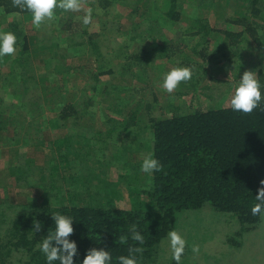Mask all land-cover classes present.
I'll list each match as a JSON object with an SVG mask.
<instances>
[{
  "label": "trees",
  "instance_id": "trees-1",
  "mask_svg": "<svg viewBox=\"0 0 264 264\" xmlns=\"http://www.w3.org/2000/svg\"><path fill=\"white\" fill-rule=\"evenodd\" d=\"M185 1L195 3L197 9L205 8V16L199 17L192 12L186 15L182 12ZM102 6L106 11L113 6V0H102ZM209 13L221 26L216 23L214 26L210 25ZM11 14H18L26 21L31 18L30 13L14 8L11 0H0V23L2 17L6 18ZM142 15V29L133 35L127 34V38L115 46H110L101 33L92 34L89 31L81 34L80 30L73 28L71 21L61 20L62 30H66V37L71 41L69 46L77 47V51L71 54L86 59V64L91 62L92 71L87 74L88 82L85 86L75 83L67 85L68 78L65 74L70 70H86V65L69 64L66 69L65 63H61L63 56L56 58L52 71L46 64H31L34 53L42 51L45 47L43 45L49 40L48 33L43 34L45 38L36 35L37 33L28 34L29 31L23 25L29 22L7 21L1 29L16 33L18 50L14 57L0 60V64L16 69L20 67L22 70L7 71L9 92L13 96L11 101L15 100L18 106H12V109L5 100H0V135L14 117L43 108V99L51 111L59 112L55 116L60 122H69L72 116L79 119L82 114L94 116L95 113L99 114L96 116L99 123L116 122V119L110 118L107 121L102 117L109 110L115 115L131 119V126L141 124L155 108L153 101L147 99L148 92L154 88L151 81L155 80V68L167 69L168 65L163 64L162 58L171 59L176 66L182 65V57L176 54L172 42L163 32L162 27L167 25L176 23L178 27L181 21L188 20L185 29L190 30L188 36L196 37L197 42L191 47L182 46L178 53L187 51L189 55L185 57L189 59L198 56H202L201 59L217 57V52L210 53L208 41L203 42L204 37H207L206 41L212 35L217 41H229V48L247 40L252 44L251 48L258 49L257 45L264 42L261 36L264 33V0H146ZM72 16L70 15V20ZM232 27L240 29L236 32ZM139 40L150 44L140 46L142 44ZM79 45L85 46L78 48ZM224 47L226 46L221 48ZM156 59H161L159 66L155 64ZM43 70L48 71L46 75L41 74ZM126 70L132 76L127 78ZM139 70L149 71L146 76H140ZM257 75L264 83V70H259ZM53 76L54 81L50 80L49 84L59 85L56 92L59 91L52 97L44 96L49 88L46 87L45 92L39 95L38 84L48 82ZM103 77L107 78L102 82ZM143 78L146 83L142 82ZM128 79L130 81L126 83ZM140 79L143 84L138 97L133 91L136 89L135 82ZM104 103H109L107 108ZM215 105L198 107L189 112H174L158 119L150 116V121L155 119L152 125L154 155L163 169L153 176V188L144 198L148 202L141 201L139 206L134 203L127 207H101L87 204L83 198L79 202L67 200L68 195L63 193L70 174L64 169L68 164L66 159L60 162L63 164V173L55 168H42L34 158H26L29 161L14 166L15 169L7 168L2 171L0 184L7 187L6 192L14 191L13 186L17 184L27 189L28 199L14 201L11 200V194H2L0 264H45L37 244L47 235L48 229L53 227L52 214L56 212L74 218L71 239L77 242L81 260L87 249L103 247L111 251L113 264H116L119 256L127 255L130 247L135 246L143 249V253L139 254L140 264L155 262L160 242L172 230L177 215L182 210L209 207L230 213L246 225L257 224L261 217L252 216L250 209L256 203L255 196L262 187L260 181L264 180V102L249 114L234 112L229 103L219 107ZM94 108L96 112H93ZM48 156H51L50 153H47ZM30 162L34 166V175L49 178L41 185L31 183V188L36 185L35 192L27 188L31 173L26 166ZM59 174H62L60 181L52 182L54 179L58 180ZM31 194H35V201L30 200ZM35 220L42 223V228L33 233ZM133 225L142 230L145 240L143 245H137L131 239L130 229Z\"/></svg>",
  "mask_w": 264,
  "mask_h": 264
},
{
  "label": "rangeland",
  "instance_id": "rangeland-1",
  "mask_svg": "<svg viewBox=\"0 0 264 264\" xmlns=\"http://www.w3.org/2000/svg\"><path fill=\"white\" fill-rule=\"evenodd\" d=\"M145 5L146 0L140 2L137 0H124V2L123 0L119 2L113 0V6L105 11L102 0H86V6H91L94 10L93 23L89 26H84L80 22L79 17L83 13H64L62 10H57V18L42 25L39 29L33 28L30 23L31 18L30 21H26L18 14H11L6 18L2 17L0 29L11 21L14 23L29 22L27 25H23L25 30L29 31L28 34L35 35L37 33L36 35L43 36V34L48 33L47 38L49 40L46 41L45 45L42 44L45 46L42 51L39 50L36 54L34 53L33 61L31 62L30 59L31 64H46L52 71L56 58L63 56L61 63H65L66 69L70 66L69 64L79 65L81 63L86 65V70H70L69 73L65 74L68 78L67 85L75 83L79 86H85L88 82L87 74L92 71L90 70L92 69L91 62L86 64V59H82L77 54H71L77 51V47L69 46L71 41L66 37V30H62L61 20L71 21L73 28L80 30L79 33L81 34L85 32L87 34L89 31L92 34L101 33L102 37L108 40L110 46H115L127 38V34L133 35L142 29L144 25L141 23L144 19L142 13L145 10ZM205 11V8L197 9L195 3H186L185 1L182 12L186 15H190L189 13L192 12L201 17L200 15H204ZM70 15H73L71 20ZM209 18L211 26H214V23L221 26L219 22H215L211 13H209ZM187 24L188 20L181 21L180 28L175 23L162 27V29L167 39L172 42L176 54L182 57L181 66L193 68L192 79L182 83L171 94L165 92L161 87L163 76L176 65L171 62V59L162 58L163 64L168 65V67L166 70L155 68V80L151 81L154 88L148 92L149 98H147L149 101H153L155 108L153 113L147 115L141 124L135 127L131 126V119L115 115L109 110L102 117L106 118L107 121L110 118L116 119V122L99 123L97 118L99 114L97 113L94 116L82 114L79 119L72 116L69 118V122H66L68 120H61L62 122H60V120H56L55 116L59 112L51 111L43 99L41 101L43 108L33 109L35 111L14 117L1 133L0 173H3L7 168L15 169L14 166L28 162L29 160L26 158H34L33 160L42 168L47 170L55 168L63 173V164L61 165L60 162L62 163L66 159L68 164L64 169L70 174L69 182L67 181V187L63 193L68 195L66 196L67 200L79 202L80 198H83L87 204L101 207H127L130 204L134 205V203L139 206L141 201L147 203L148 199L144 201V198L153 188V176L144 174L140 165L146 154L154 153L152 125L155 119L150 121V116L158 119L174 112H189L198 107H209L215 104L218 107L221 104L228 105L231 86L238 81L244 71L255 70L258 72L261 69L264 70V42L257 45L258 49L251 48L250 45L252 44L247 40L236 47L229 48L231 46L229 41H217V38L212 35L210 40L205 41L207 37H204L203 42L208 41L210 53L217 52L216 58L201 59L202 56L199 57L198 55L196 58H186L185 56L189 55L187 51L178 53L182 50L181 47H191L197 42L196 37L188 36L190 30L186 31ZM232 28L236 32L240 29L238 27ZM43 37L45 38V36ZM139 43L142 44L140 46H149L148 44H150L143 40H139ZM48 44L52 46L46 47ZM224 45L226 47L221 48ZM84 46L79 45L78 48ZM36 55L38 58H35ZM155 64L159 66L161 59L160 61L156 59ZM150 66L152 65L150 64ZM8 70L18 72L22 69L0 64V100H5L8 107L13 109L12 106H18V103L15 100L11 101L13 96L9 92ZM148 71L139 70V74L146 76ZM47 72L43 70L41 74L46 75ZM126 72L127 78L132 76L129 70ZM105 78L107 77L101 78L102 82ZM144 79L135 82L136 89L133 93L138 97H140L139 90L143 84L140 81L145 82ZM49 81H54V76L48 82L38 84L39 95L43 94V91L45 92L46 87L49 88L44 96L52 97L59 91L56 92L59 85H50ZM129 81L128 79L126 83ZM10 102H12L11 105ZM108 104L104 103V107ZM93 112H96L95 108ZM47 153H50L51 156L47 157ZM26 167L31 173L30 180L27 181L30 184H27V188H31V183L41 185L43 181L49 180L48 177L42 178L39 174L34 175L32 162ZM61 175L57 176V181L54 179L52 182L60 181ZM13 187H15L14 191L8 193L6 192L7 187L0 184V199L2 194L8 196L11 194V200L14 201L21 198L23 200L28 199L27 189L17 184H14ZM32 187L31 192H35L37 190L36 185H32ZM130 190L134 192H130ZM34 195H30V200L35 201ZM173 229L181 231L187 240V247L181 264H264V217H261V220L255 225H246L230 213L209 207L187 209L178 213ZM194 244L200 247L199 255H194L192 252ZM156 258L155 262L149 264H174L167 250L166 238L160 242L154 260Z\"/></svg>",
  "mask_w": 264,
  "mask_h": 264
},
{
  "label": "clouds",
  "instance_id": "clouds-1",
  "mask_svg": "<svg viewBox=\"0 0 264 264\" xmlns=\"http://www.w3.org/2000/svg\"><path fill=\"white\" fill-rule=\"evenodd\" d=\"M12 6L21 12L31 14V24L33 28L39 29L42 25L50 23L57 18V10L64 13H83L79 17L84 26L93 23L94 10L91 6H86V0H11ZM264 39V33H261ZM18 37L15 32L0 29V60L5 57H14L18 50ZM193 68L190 66H175L168 70L162 80V89L168 94L173 93L182 83L192 79ZM229 105L234 112L251 113L264 102V83L261 82L255 70H246L236 83L231 86L229 93ZM144 174L154 176L163 169L161 162L154 153L146 154L140 165ZM122 172L124 170L122 169ZM262 187L259 188L254 203L250 209L252 216L264 217V180L260 181ZM54 222L51 230L37 244V249L43 254L45 264H113V255L109 249L91 247L86 250L82 260L78 252V245L75 239H71L74 233V218L60 212L52 214ZM42 223L33 221V233L39 232ZM131 239L137 245L145 243L142 230L133 225L130 229ZM167 250L174 264H181L185 255L187 240L185 235L179 230H170L166 235ZM194 255H199L200 247L192 246ZM143 249L139 246L130 247L127 255L117 258L116 264H140V255Z\"/></svg>",
  "mask_w": 264,
  "mask_h": 264
}]
</instances>
